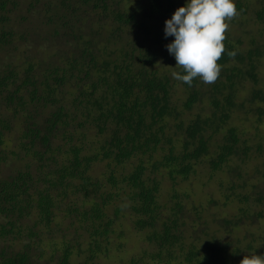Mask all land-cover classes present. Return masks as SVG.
<instances>
[{
  "label": "trees",
  "instance_id": "trees-1",
  "mask_svg": "<svg viewBox=\"0 0 264 264\" xmlns=\"http://www.w3.org/2000/svg\"><path fill=\"white\" fill-rule=\"evenodd\" d=\"M8 1L0 0V20L6 19L3 12L10 7ZM88 3L91 10L99 8L94 10L96 27L87 26L80 17L81 9L89 10ZM119 3L120 0H58L54 8L47 5V21L55 22L53 33L73 41L71 53L60 65L44 68L41 79L32 75L31 63L23 67L20 75L13 67L0 70V163L6 158L1 148L4 133L11 128L12 117L21 114L18 144L36 164L31 169L28 162L25 168L0 177V213L14 218L33 211V224L48 226L58 203L71 193L81 192L83 204L70 200L65 212L78 214V220H89L92 240L87 259H91L99 250L97 237L111 230L109 226L118 218L121 206H113L112 216L107 217L104 208L121 196L119 199L133 215V225L148 229L145 238L158 249L164 248L169 259L175 258L177 252L173 254L171 249L178 244L182 257L174 264H228L233 254L222 242L208 239L198 247L181 238L177 220L182 204L175 191L170 194L174 201L169 212L161 215L156 174H165L173 184L177 178H187L200 158H205L210 168L218 169L234 154L247 157L250 146L236 126L227 123V117L237 105L234 94L241 80L249 77L256 81L253 55L258 51H241L227 38V50L236 55L231 58L225 52L219 61V79L206 87L210 110L196 112L184 120L178 105L170 100L172 82L168 75L152 66L153 51L147 44L121 34L123 25L147 26L137 19L135 10ZM184 4L182 0H149L142 11L145 15L163 11L173 15ZM236 6L239 8L241 3L237 1ZM257 14L260 16V11ZM111 21L117 26L111 27ZM9 34V30H0V43ZM177 71L183 74L181 69ZM66 82L75 85L68 91L71 108L64 103L60 87ZM181 83L187 90L181 106L187 109L203 86L197 79L192 86ZM250 98L261 99L260 90H251ZM46 106L48 110L44 111ZM40 113H46L41 120L37 115ZM89 126L97 137L95 145L88 148L80 138L85 130L80 137L75 135L76 140L73 132L76 127ZM256 148H260L259 144ZM97 160L106 162L101 176L90 172ZM127 164L130 165L126 167ZM237 196L246 205L261 198L260 194L250 199L246 193ZM221 220L224 224L234 223L225 217ZM11 228L2 224L0 235ZM28 228V235H34L32 227ZM28 245L1 249L0 264H32ZM69 254L68 245L63 244L58 253L61 264H67Z\"/></svg>",
  "mask_w": 264,
  "mask_h": 264
},
{
  "label": "rangeland",
  "instance_id": "rangeland-1",
  "mask_svg": "<svg viewBox=\"0 0 264 264\" xmlns=\"http://www.w3.org/2000/svg\"><path fill=\"white\" fill-rule=\"evenodd\" d=\"M148 1L120 0L119 4L135 10L137 19H142L147 26L144 29L123 25L121 34L124 38L129 37L147 44L153 51L152 66L168 75L169 82H172L170 100L178 105L180 116L184 120L196 112L209 111L206 98L208 84L199 79L197 81H200L203 87L200 88L197 100L190 108H182L181 102L187 90L181 81L171 76L178 67L175 66L174 55H170L166 47L174 40V36L166 37L164 34L165 21L172 15L164 11L145 15L142 10L148 5ZM237 1L241 3V6L237 7L240 15L230 22L227 38L241 51L248 48L258 51V55H253L256 81L249 77L241 80L234 94L237 105L229 110L227 123L235 125L241 137L250 146L248 155L242 158L234 154L218 169L210 168L205 158H200L187 178H177L173 184L165 174H156L159 181L158 201L161 205V215L169 212V206L174 201L170 194L175 191L182 204V211L178 213L177 220L180 222L178 229L181 231V238L184 237V242L191 241L198 247L208 239L222 242L228 252L233 254L228 264H240L245 255H264V0H235V3ZM182 2L186 3L187 0ZM88 4L89 9L91 6ZM7 5L10 7L7 6L3 12L6 19L0 20V30H9L11 34L0 43V70L9 66L20 75L23 67L31 63L32 75L41 79L44 68L52 64L60 65L73 49V41L54 34L55 22L47 21L46 6L54 8L58 5V0H10ZM94 10H80V17L87 26H97ZM107 25L110 26V23ZM116 26L117 23L111 21V27ZM100 30L104 32L103 28ZM74 86L73 82L60 86L65 97L64 103L68 107L72 104L68 91ZM251 90H260L262 98L251 99ZM43 110H48L47 106L43 107ZM45 114L37 115L41 120ZM17 115L12 117L11 128L4 133L1 148L6 158L0 163V177L13 173L17 168H25L28 162L32 164L31 169L36 165L29 153H24L19 147L18 135L22 124L19 120L21 114ZM81 131L85 132L82 137ZM75 135L82 138L88 148V145H95L97 134L94 128L76 127L73 132L74 140L78 139ZM58 141L61 139L58 138ZM258 144L259 149L256 148ZM105 163V160L93 163L91 174L101 176L106 169ZM106 187H109V184L106 183ZM245 193L249 199L259 194L261 198L259 201L252 199L246 205L237 196ZM119 198L112 199L104 208L107 217L112 216L113 206H121L118 218H114L109 226L111 230L106 235L97 237L99 250L91 259H87L88 244H91L89 242L92 240L88 232L89 220H78V214L65 212V206L70 200L78 205L83 204L84 198L79 191L71 193L58 203L54 209L53 221L48 226L34 225L33 211L14 218H10L12 215L0 213V227L2 224L12 227L11 231L0 235V250H15L28 243L27 253L32 264H61L58 253L63 244L68 245L70 250L67 264H174L180 261L182 252L178 250V244L171 249V253L177 252L175 258L169 259L164 248L158 249L145 238L148 229H138L133 225L132 213ZM222 217L229 218L234 223L224 224L221 222ZM10 219H13L12 223ZM28 227H32L34 235H28Z\"/></svg>",
  "mask_w": 264,
  "mask_h": 264
},
{
  "label": "clouds",
  "instance_id": "clouds-1",
  "mask_svg": "<svg viewBox=\"0 0 264 264\" xmlns=\"http://www.w3.org/2000/svg\"><path fill=\"white\" fill-rule=\"evenodd\" d=\"M240 15L235 0H187L165 21V36H174L166 47L174 55L176 67L171 76L188 86L199 79L204 84H214L220 77L219 61L225 52L231 58L225 41L230 22ZM240 264H264V255H245Z\"/></svg>",
  "mask_w": 264,
  "mask_h": 264
}]
</instances>
